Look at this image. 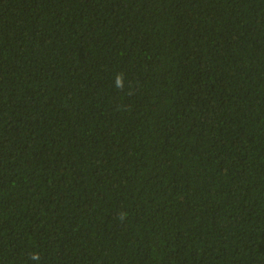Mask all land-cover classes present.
Returning a JSON list of instances; mask_svg holds the SVG:
<instances>
[{
    "label": "trees",
    "instance_id": "16d2710c",
    "mask_svg": "<svg viewBox=\"0 0 264 264\" xmlns=\"http://www.w3.org/2000/svg\"><path fill=\"white\" fill-rule=\"evenodd\" d=\"M0 264H264V0H0Z\"/></svg>",
    "mask_w": 264,
    "mask_h": 264
},
{
    "label": "clouds",
    "instance_id": "9594fccd",
    "mask_svg": "<svg viewBox=\"0 0 264 264\" xmlns=\"http://www.w3.org/2000/svg\"><path fill=\"white\" fill-rule=\"evenodd\" d=\"M115 84L117 87H122V80L119 76L116 77Z\"/></svg>",
    "mask_w": 264,
    "mask_h": 264
}]
</instances>
